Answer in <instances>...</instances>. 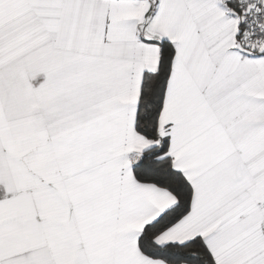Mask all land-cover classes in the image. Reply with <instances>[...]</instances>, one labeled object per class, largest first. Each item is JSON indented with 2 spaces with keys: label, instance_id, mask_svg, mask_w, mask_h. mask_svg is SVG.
Segmentation results:
<instances>
[{
  "label": "snow or ice",
  "instance_id": "1",
  "mask_svg": "<svg viewBox=\"0 0 264 264\" xmlns=\"http://www.w3.org/2000/svg\"><path fill=\"white\" fill-rule=\"evenodd\" d=\"M0 264H264V0H0Z\"/></svg>",
  "mask_w": 264,
  "mask_h": 264
}]
</instances>
